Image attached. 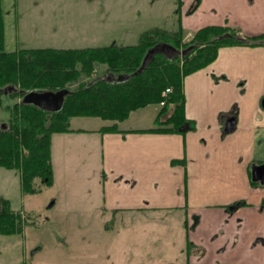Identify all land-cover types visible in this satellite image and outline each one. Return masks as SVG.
Wrapping results in <instances>:
<instances>
[{
    "label": "crops",
    "instance_id": "1",
    "mask_svg": "<svg viewBox=\"0 0 264 264\" xmlns=\"http://www.w3.org/2000/svg\"><path fill=\"white\" fill-rule=\"evenodd\" d=\"M175 12L187 38L209 25L238 27L248 36L264 34V0H177ZM81 46L53 48L110 45ZM184 91L186 115L196 122L193 131L95 130L99 136L94 142L103 149L104 213L113 215L104 230H117L116 216L122 211L142 214L122 220L125 240L131 244L121 253L141 258L142 264H165V252L149 254L137 248L155 233L152 222H164L150 216L151 211L182 209L186 234L178 258L184 264H264V185L251 174L264 163L258 155L264 153V45L221 48L213 63L185 78ZM234 108L233 130L226 132L232 118L221 119V114ZM62 134L80 136L55 135ZM182 159L186 165L172 164ZM155 258L159 262L150 263ZM0 264L6 263L0 259Z\"/></svg>",
    "mask_w": 264,
    "mask_h": 264
},
{
    "label": "rangeland",
    "instance_id": "2",
    "mask_svg": "<svg viewBox=\"0 0 264 264\" xmlns=\"http://www.w3.org/2000/svg\"><path fill=\"white\" fill-rule=\"evenodd\" d=\"M176 7L177 0H3L5 49L132 45L151 28L178 29ZM102 35L104 38L98 39ZM105 69V65L96 64L94 77ZM81 80L91 78L83 76ZM77 86L75 83L70 89ZM15 101L5 98V106ZM160 109L158 104L137 109L119 125L124 129L151 127ZM8 117L1 108L0 120ZM109 124L112 121L100 117H73L72 128L91 132L53 136L54 184L47 186L37 180L35 194L23 193L20 170L0 167V196L9 199L12 208L22 211L23 219L31 222L21 234L0 235V259L6 264H142L141 258L121 253L131 244L125 240L122 220L142 214L122 211L116 216L117 230H104L113 215L104 213L103 149L94 138L99 136L95 130ZM258 155L264 161V153ZM172 210L150 212L164 222H152L155 233L137 249L149 254L165 252L164 260L169 259L165 264H184L178 256L185 246L186 214L182 209ZM132 240L136 243V238ZM153 261L158 259L150 263Z\"/></svg>",
    "mask_w": 264,
    "mask_h": 264
},
{
    "label": "trees",
    "instance_id": "3",
    "mask_svg": "<svg viewBox=\"0 0 264 264\" xmlns=\"http://www.w3.org/2000/svg\"><path fill=\"white\" fill-rule=\"evenodd\" d=\"M5 42L3 0H0V109L5 108L9 113L7 121L0 120V167L20 170L22 191L29 195L38 192L37 180L47 186L54 184L53 136L85 132L71 127L73 117H100L112 121L102 126L100 133L185 134L195 130V120L186 115L185 78L213 63L223 47L264 45V34L248 36L238 27L209 25L199 28L188 38L182 27L177 30L154 27L141 33L137 43L125 46L7 51ZM161 43L177 51L155 53L139 71L148 51ZM189 48L186 54L181 53ZM96 64L105 65L106 69L94 77ZM110 75H126L127 78L109 81ZM83 76L91 80L82 81ZM75 83L78 86L70 89ZM9 86H14L15 90L5 94L3 90ZM62 89L70 92L60 111L51 112L23 102L24 96L31 91ZM5 98L17 101L5 106ZM153 104L160 105L161 109L152 127L128 131L120 128L119 123L127 120L133 111ZM236 113L234 108L228 114L222 113L221 119L231 116L233 126ZM180 163L186 165V160L172 161L173 165ZM22 213L12 208L9 199L0 196V235L24 232L31 222L24 220Z\"/></svg>",
    "mask_w": 264,
    "mask_h": 264
},
{
    "label": "water",
    "instance_id": "4",
    "mask_svg": "<svg viewBox=\"0 0 264 264\" xmlns=\"http://www.w3.org/2000/svg\"><path fill=\"white\" fill-rule=\"evenodd\" d=\"M172 50L174 52L177 51V49L173 48L171 45L161 43L155 46L154 48L150 49L145 57L143 66L139 71H142L144 67L146 66L147 62L153 57V55L157 52L166 53V50ZM190 51V48L187 50H182V54H186ZM127 78L126 75L122 76H110L109 81H125ZM15 90L14 86H9L8 88L4 89V93L8 94L9 91ZM68 89H62L59 91H49V90H41V91H31L27 93L24 98L23 102L28 104H34L37 105L45 110L56 112L60 111L63 108L65 97L67 94H69ZM264 104V102H263ZM231 121H228L225 125V131L231 132L233 130V126L230 123ZM6 127V125H4ZM252 179L255 182H260L262 185H264V163L261 165L254 166L252 170Z\"/></svg>",
    "mask_w": 264,
    "mask_h": 264
},
{
    "label": "built area",
    "instance_id": "5",
    "mask_svg": "<svg viewBox=\"0 0 264 264\" xmlns=\"http://www.w3.org/2000/svg\"><path fill=\"white\" fill-rule=\"evenodd\" d=\"M167 92H170V89H167Z\"/></svg>",
    "mask_w": 264,
    "mask_h": 264
}]
</instances>
